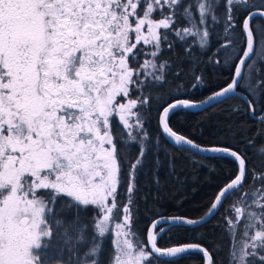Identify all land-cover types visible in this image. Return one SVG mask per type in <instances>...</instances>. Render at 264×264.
<instances>
[{
	"label": "snow or ice",
	"instance_id": "6c2138e0",
	"mask_svg": "<svg viewBox=\"0 0 264 264\" xmlns=\"http://www.w3.org/2000/svg\"><path fill=\"white\" fill-rule=\"evenodd\" d=\"M209 66L232 75L194 100ZM216 105L211 142L175 130ZM198 154L235 169L206 216L172 215L161 193ZM221 208L212 248L160 243ZM193 251L264 264V0H0V264H178Z\"/></svg>",
	"mask_w": 264,
	"mask_h": 264
},
{
	"label": "trees",
	"instance_id": "16d2710c",
	"mask_svg": "<svg viewBox=\"0 0 264 264\" xmlns=\"http://www.w3.org/2000/svg\"><path fill=\"white\" fill-rule=\"evenodd\" d=\"M230 72L228 68L220 72L218 67H207L205 69L207 83L204 87L192 91V98L197 101L206 98L210 92L228 81ZM228 103L241 104L242 102L234 99ZM223 107L224 105H216L201 112L188 110L174 122L175 130L201 143L211 142V137L215 135V121L223 119V116H214L213 113L219 112ZM239 119L249 129L250 134L255 132L258 127L255 121L247 117ZM239 147L241 151H247L250 162L256 168H260L261 161L253 155L251 150L245 148L244 145ZM191 160H198L199 163L194 167L191 162L185 161L183 157L180 158L181 167L178 168V171L182 169L181 179L184 183L178 185L169 178L161 195L166 198L168 213L199 219L209 211L210 204L218 194V189L225 182L227 174L234 171L235 164L227 158L209 160L201 159L198 155L192 156ZM146 187H150V185H146ZM226 207L227 205H225ZM225 208H221L220 212L203 228L176 230L175 234L169 233L171 239L166 236L160 243L167 245L200 243L205 247L212 248L214 242L220 237V230L216 226L222 222ZM214 227L215 231L212 230ZM178 264H204V260L200 253L193 251L184 254L183 258L178 260Z\"/></svg>",
	"mask_w": 264,
	"mask_h": 264
},
{
	"label": "water",
	"instance_id": "95a60500",
	"mask_svg": "<svg viewBox=\"0 0 264 264\" xmlns=\"http://www.w3.org/2000/svg\"><path fill=\"white\" fill-rule=\"evenodd\" d=\"M210 108H212V107H209L208 109H210ZM192 110H193V111H199V112H201V109H192ZM198 156H200V154H198ZM209 211H210V209H209ZM209 211H208V212H209ZM208 212L206 213V215L208 214ZM206 215H205V216H206ZM212 218H213V217H212ZM212 218H211V219H212ZM198 253H199V252H198ZM200 254H201V253H200ZM201 256H202V254H201ZM203 260H204V259H203ZM204 264H205V261H204Z\"/></svg>",
	"mask_w": 264,
	"mask_h": 264
},
{
	"label": "flooded vegetation",
	"instance_id": "af4514ba",
	"mask_svg": "<svg viewBox=\"0 0 264 264\" xmlns=\"http://www.w3.org/2000/svg\"><path fill=\"white\" fill-rule=\"evenodd\" d=\"M231 75H232V73L230 72V76H229V78L231 77Z\"/></svg>",
	"mask_w": 264,
	"mask_h": 264
}]
</instances>
